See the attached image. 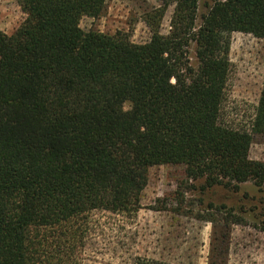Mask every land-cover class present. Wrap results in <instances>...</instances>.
<instances>
[{
	"label": "trees",
	"instance_id": "1",
	"mask_svg": "<svg viewBox=\"0 0 264 264\" xmlns=\"http://www.w3.org/2000/svg\"><path fill=\"white\" fill-rule=\"evenodd\" d=\"M107 1L18 0L25 21L12 36L0 30V264H80L93 217H137L154 167L184 169L173 212L186 217L197 182L264 193V162L250 158L264 84L247 125L223 120L232 36L264 40V0H214L200 24L199 0H177L167 36L174 0H160L145 44L82 31Z\"/></svg>",
	"mask_w": 264,
	"mask_h": 264
},
{
	"label": "rangeland",
	"instance_id": "2",
	"mask_svg": "<svg viewBox=\"0 0 264 264\" xmlns=\"http://www.w3.org/2000/svg\"><path fill=\"white\" fill-rule=\"evenodd\" d=\"M175 1L164 9L160 0H108L104 15L96 20L83 19L81 29L106 35L123 32L134 43L145 44L152 37L146 17L164 9L160 32L169 35ZM213 3L199 0L198 24ZM25 19L18 0H0L1 31L12 36ZM190 57L197 67L193 49ZM230 59L223 120L240 127L254 116L263 89L264 40L234 34ZM250 158L264 162V136L254 138ZM186 179L181 167L152 168L137 217L107 213L93 217V230L80 264H137L138 258L170 264H264V193L251 183L238 191L213 188L203 192L202 183L197 182L196 189L185 194L194 204L193 216L186 217L173 212L179 207L178 196L186 191ZM195 200L203 204L196 205ZM229 217L241 219L242 224L226 223Z\"/></svg>",
	"mask_w": 264,
	"mask_h": 264
}]
</instances>
